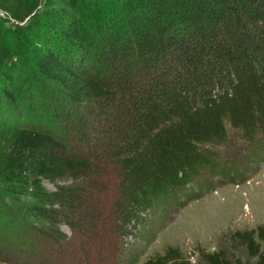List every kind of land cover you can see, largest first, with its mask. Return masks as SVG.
Segmentation results:
<instances>
[{"label": "trees", "instance_id": "obj_1", "mask_svg": "<svg viewBox=\"0 0 264 264\" xmlns=\"http://www.w3.org/2000/svg\"><path fill=\"white\" fill-rule=\"evenodd\" d=\"M0 10L26 22L17 41L0 35V77L12 56L29 53L32 75L70 103L46 127L0 123V181L34 202L19 224L29 211L53 224L63 214L47 207L59 206L77 232L24 242L12 232L9 252L31 256L11 262L0 252V264H122L123 240L159 203L188 185L212 191V178L243 181L247 169L220 154L231 132L246 162L264 150V0H0ZM145 264H264V226L231 233L196 263L169 248Z\"/></svg>", "mask_w": 264, "mask_h": 264}, {"label": "rangeland", "instance_id": "obj_2", "mask_svg": "<svg viewBox=\"0 0 264 264\" xmlns=\"http://www.w3.org/2000/svg\"><path fill=\"white\" fill-rule=\"evenodd\" d=\"M25 23L14 22L0 10V35L6 41L20 39L18 33ZM29 58V53L12 56L9 59L12 60L10 62L12 64H7L8 72L12 75L10 74L11 76L9 75L5 80L0 77V123L5 124L6 121L9 129H14L18 125L26 126L28 123L32 126L42 123L46 127L49 122L47 119H50V114L54 113L55 108L58 105L67 106V102L59 96L56 86L38 77L37 73L32 75L34 68ZM33 77L35 79L31 81ZM36 81L39 83L35 86L30 83ZM4 89L16 91L15 102L4 96ZM36 89L41 90L40 100L36 101L37 105L35 102L29 104L30 94ZM230 134L231 144L223 147L220 154L228 165L233 164V159L236 158L237 165L235 166L239 169L238 172L242 173L247 169L243 181L225 182L220 185L217 178H212L211 182L215 187L212 191L209 188L201 191L197 186L188 185L184 192L174 194L172 199L159 203L157 208L152 210V214L149 213L150 221L143 226L141 233L135 237H129L128 242L123 240L122 264H129V260L132 262L134 258L138 259L135 264H145L149 259L165 254L169 248H179L186 259L196 263L202 251L214 253L219 251L223 245L230 244L231 233L256 230L257 227L264 226V158L258 156L261 152L264 155V150L257 148L252 154V159L248 158L249 162H246L249 149H246L245 141L234 136L232 132ZM71 182L60 184L69 185ZM43 186L49 192L56 191L55 185L47 180L43 181ZM77 186L82 185L77 184L76 188ZM11 194L10 187L0 181V252L3 253L2 257L10 258L11 262H14L20 259L19 256L25 257L24 254L31 256L29 251L18 256L9 252L14 242L10 238L12 232H16L14 234L18 236L20 242L32 240L29 236L34 233L40 234L42 238L51 234H61L67 239L77 236V232L71 228V221L68 220L71 218L70 212L59 206L47 207L51 211L58 209L63 214L53 224L48 218L38 217L31 211L24 213L25 221L19 224L17 220L21 219L16 217L17 213L25 209L29 210L28 206L34 202L27 194L21 196ZM24 226L27 228L25 233H23ZM59 239L62 240V238ZM61 242L67 241L62 240ZM40 245L48 244L40 242ZM18 247L22 248L20 244ZM7 251L9 256H6ZM233 255L237 256L235 252ZM37 263H42V260L41 262L38 260ZM110 264H115V262L111 261Z\"/></svg>", "mask_w": 264, "mask_h": 264}, {"label": "built area", "instance_id": "obj_3", "mask_svg": "<svg viewBox=\"0 0 264 264\" xmlns=\"http://www.w3.org/2000/svg\"><path fill=\"white\" fill-rule=\"evenodd\" d=\"M149 215V212H147L144 216H148ZM132 237V236H131Z\"/></svg>", "mask_w": 264, "mask_h": 264}]
</instances>
